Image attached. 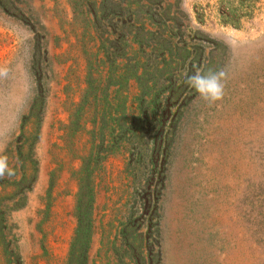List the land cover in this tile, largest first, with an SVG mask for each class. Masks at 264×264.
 I'll use <instances>...</instances> for the list:
<instances>
[{
    "label": "rangeland",
    "instance_id": "rangeland-1",
    "mask_svg": "<svg viewBox=\"0 0 264 264\" xmlns=\"http://www.w3.org/2000/svg\"><path fill=\"white\" fill-rule=\"evenodd\" d=\"M220 2L0 0V264H72L79 204L85 264H264V0Z\"/></svg>",
    "mask_w": 264,
    "mask_h": 264
},
{
    "label": "trees",
    "instance_id": "trees-1",
    "mask_svg": "<svg viewBox=\"0 0 264 264\" xmlns=\"http://www.w3.org/2000/svg\"><path fill=\"white\" fill-rule=\"evenodd\" d=\"M261 0H221L220 5L222 7L221 14L225 20L226 25H230L234 28L242 26L243 21L250 20L255 17L257 11V5ZM23 135H26L24 128L22 129ZM28 173L25 171L22 175V182L26 181ZM92 198H95L93 196ZM94 199L92 200V202ZM92 204H90V211L92 210ZM84 211H81V205L79 204V211L77 213L78 228L76 230L75 239L71 249L72 264H85L87 259V248L85 244L90 242L92 227L89 219V228H86V222L84 220Z\"/></svg>",
    "mask_w": 264,
    "mask_h": 264
},
{
    "label": "clouds",
    "instance_id": "clouds-1",
    "mask_svg": "<svg viewBox=\"0 0 264 264\" xmlns=\"http://www.w3.org/2000/svg\"><path fill=\"white\" fill-rule=\"evenodd\" d=\"M6 72V69H0V74H6ZM185 76L187 85L195 89L199 96L206 102L215 104L223 100L227 80L225 70L209 69L206 72L197 70L192 75L185 73ZM14 174L13 168L9 165L7 155H0V178H4L5 176L11 177Z\"/></svg>",
    "mask_w": 264,
    "mask_h": 264
}]
</instances>
